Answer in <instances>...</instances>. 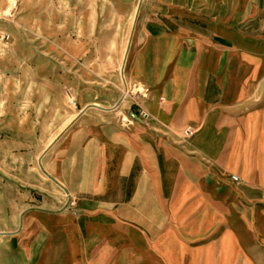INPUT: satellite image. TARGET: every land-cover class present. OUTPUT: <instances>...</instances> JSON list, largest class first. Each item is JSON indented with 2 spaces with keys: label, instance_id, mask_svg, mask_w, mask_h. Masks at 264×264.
<instances>
[{
  "label": "crops",
  "instance_id": "0c3cea01",
  "mask_svg": "<svg viewBox=\"0 0 264 264\" xmlns=\"http://www.w3.org/2000/svg\"><path fill=\"white\" fill-rule=\"evenodd\" d=\"M254 1L143 0L127 84L145 91L139 104L154 123L136 120L129 102L108 111L118 96L74 115L45 158L84 217L123 228L156 264H237L246 247H264V156L246 152L242 121L234 132L219 125L230 93L214 70L217 37L261 34ZM187 126L199 132L181 142Z\"/></svg>",
  "mask_w": 264,
  "mask_h": 264
},
{
  "label": "rangeland",
  "instance_id": "374dc122",
  "mask_svg": "<svg viewBox=\"0 0 264 264\" xmlns=\"http://www.w3.org/2000/svg\"><path fill=\"white\" fill-rule=\"evenodd\" d=\"M260 3L261 34L245 33L244 41L217 37L222 64L214 70L230 93L219 125L234 132L242 121L246 152L260 148L264 156ZM142 7L143 0H0V31L11 37L0 44V264H156L136 251L140 241L131 246L123 228L84 217L77 197L48 175L45 160L74 115L107 110L102 106L118 96L108 111L129 102L133 113L146 112L154 123L139 104L145 91L127 84ZM185 128L178 137L187 143L199 129L186 141ZM230 176L239 179L235 186L247 185V178ZM237 264H264V247H246Z\"/></svg>",
  "mask_w": 264,
  "mask_h": 264
},
{
  "label": "built area",
  "instance_id": "2783aa9c",
  "mask_svg": "<svg viewBox=\"0 0 264 264\" xmlns=\"http://www.w3.org/2000/svg\"><path fill=\"white\" fill-rule=\"evenodd\" d=\"M17 7V2L13 3V8ZM11 37L10 34L4 31H0V44H8V42L10 41ZM143 122L148 123L149 115L146 112H140L139 116H138ZM195 134V127L193 126H187L185 128V130L183 131V138L184 140H190ZM233 182H238V178L237 177H233L232 178Z\"/></svg>",
  "mask_w": 264,
  "mask_h": 264
},
{
  "label": "water",
  "instance_id": "95a60500",
  "mask_svg": "<svg viewBox=\"0 0 264 264\" xmlns=\"http://www.w3.org/2000/svg\"><path fill=\"white\" fill-rule=\"evenodd\" d=\"M141 4H142V1H141L140 5H139V10H140V8H141ZM133 117H134L136 120H140V118H139L138 116H136V115H133Z\"/></svg>",
  "mask_w": 264,
  "mask_h": 264
},
{
  "label": "bare ground",
  "instance_id": "6f19581e",
  "mask_svg": "<svg viewBox=\"0 0 264 264\" xmlns=\"http://www.w3.org/2000/svg\"><path fill=\"white\" fill-rule=\"evenodd\" d=\"M11 10V9H10Z\"/></svg>",
  "mask_w": 264,
  "mask_h": 264
}]
</instances>
